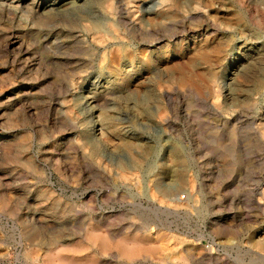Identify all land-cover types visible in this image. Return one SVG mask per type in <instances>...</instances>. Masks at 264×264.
I'll use <instances>...</instances> for the list:
<instances>
[{
    "label": "rangeland",
    "instance_id": "obj_1",
    "mask_svg": "<svg viewBox=\"0 0 264 264\" xmlns=\"http://www.w3.org/2000/svg\"><path fill=\"white\" fill-rule=\"evenodd\" d=\"M70 263L264 264V0H0V264Z\"/></svg>",
    "mask_w": 264,
    "mask_h": 264
},
{
    "label": "bare ground",
    "instance_id": "obj_2",
    "mask_svg": "<svg viewBox=\"0 0 264 264\" xmlns=\"http://www.w3.org/2000/svg\"><path fill=\"white\" fill-rule=\"evenodd\" d=\"M176 155H177V154H176ZM122 241H123V240H122ZM135 241H136V240H135ZM124 242H125V241H124ZM124 245H125V244H124ZM136 245H137V244H136ZM136 245L134 244V246H136ZM120 246H122V245H120ZM128 246H129V245H128ZM128 246H127V247H128ZM134 246H133V247H134ZM126 251H127V250H126ZM132 252H133V250H132ZM55 253H56V252H55ZM127 254H128V253H127ZM56 257H57V255H56ZM57 259L59 260V259H61V258H57ZM53 261H54V260H53ZM67 262H68V261H67ZM70 264H71V263H70Z\"/></svg>",
    "mask_w": 264,
    "mask_h": 264
}]
</instances>
